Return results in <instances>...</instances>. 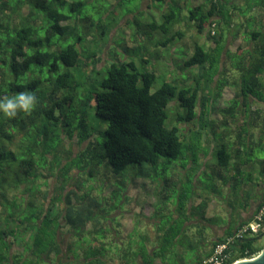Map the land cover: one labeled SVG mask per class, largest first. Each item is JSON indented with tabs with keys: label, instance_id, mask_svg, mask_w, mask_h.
<instances>
[{
	"label": "trees",
	"instance_id": "1",
	"mask_svg": "<svg viewBox=\"0 0 264 264\" xmlns=\"http://www.w3.org/2000/svg\"><path fill=\"white\" fill-rule=\"evenodd\" d=\"M93 1L0 0V98L21 92L36 97L28 113H0V264H209L204 260L214 245L235 228L210 239L200 222L211 202L210 196L194 193L203 158L212 159L215 151L216 161L206 164L223 185L228 174H241V165L258 160L264 183V156L247 158L253 147H264V110L252 108L264 105V0H149L166 8L160 23L139 25V38L160 30L165 38L158 43L168 46L184 36L183 30H172L182 21L208 39V44L195 40L189 54L182 49L179 66L185 78L165 76L155 89L158 69L140 70L133 60L123 59L104 71L106 52L88 46L103 39L104 48L122 19L117 7L134 0L109 1L96 10V19L87 9ZM135 12L124 20L129 28L145 15L141 6ZM227 35L242 43L229 49ZM80 85H86L83 92ZM226 86L234 89L229 105L219 108L220 117H212L213 102ZM172 99L175 110L170 104L168 112ZM97 117L108 122L102 145L95 136ZM208 126L221 132L219 141H212ZM191 137L197 147L190 146ZM161 156L183 160L179 174H191L193 184L183 187L179 180V214L160 218L157 223H168L152 234L141 230L138 243L132 233L115 241L110 213L127 199L129 183L119 187L114 173L132 162L156 165ZM99 171L103 183L96 194L87 186ZM106 181L110 188L104 194ZM193 196L200 198L195 204ZM110 198L112 208L101 210L102 201L108 205ZM190 225L196 226L192 232ZM263 235L264 230L237 239L225 264L256 255ZM149 239L161 245L148 244ZM176 245L179 256L172 261L166 253ZM188 246L196 247L190 261L184 257Z\"/></svg>",
	"mask_w": 264,
	"mask_h": 264
},
{
	"label": "rangeland",
	"instance_id": "2",
	"mask_svg": "<svg viewBox=\"0 0 264 264\" xmlns=\"http://www.w3.org/2000/svg\"><path fill=\"white\" fill-rule=\"evenodd\" d=\"M109 1L111 3H115L116 0H94L93 3L87 5V9L89 10L90 14H92L93 19H96L99 15L96 10L98 8L104 9L105 7H107ZM198 1L199 0H193V3H196ZM238 3L242 4L243 1L239 0ZM157 4L158 3L155 2L154 5H152L150 4L149 0H134L131 2H124L122 6L117 7L118 17H122L120 24L119 26L112 29L111 35H109L108 37V41L105 42V47H101L104 42L103 39H100V41H98V39L89 42L86 41L88 42L89 48H96V52H106V57H103L105 58V63L103 65L104 71H106L107 66H109V64L113 61L131 59L135 62L136 66L140 70L158 69L160 75L156 76L152 89H155L160 86V83L162 82L165 76L167 80H171L173 77L176 76V79L179 81L181 74L184 73V69H182V67L180 68L179 66L182 65V57L184 56V52L182 49H184V51L189 54L192 52L193 43L195 40L208 44V39L206 38L205 33L203 35H197L194 29L186 27L184 22L182 21L180 23L177 22L173 24L172 30L181 29L184 31V36L180 39H174L168 46L160 45L158 43L159 41L165 38V35L160 30L159 32L150 31L149 34L139 38L137 36L138 34L136 32V29L139 28V25H141V23L145 24L148 21L151 22V20H154L157 23L161 22L162 18L160 17V14L166 8V4L162 7L156 6ZM139 6H141V9L145 11V15L143 17H139L138 19L133 20L130 23L131 27L129 28L124 24V20L125 18L130 17V14L137 11ZM125 13H129V15L125 16ZM131 32H133V35L135 32V38L131 35ZM241 43L242 40L240 37L232 39L230 35H227V47L229 49L234 50L236 46ZM100 66H102V64H100ZM181 77L185 78L184 75ZM85 88L86 85L79 86V90L81 92H83ZM233 92L234 89L232 86H226L225 88H223L221 95L213 102L212 107L215 108V110L211 112L210 116L215 118L220 117V114L218 113L219 108L228 107V102L233 96ZM174 101H176V99H172L169 102L168 112L170 104L172 112L175 110V104H173ZM257 107H260L264 110V105H259L256 103L252 104V108ZM107 124V120H104L100 117L96 118L95 125H97V132L95 136L97 141L100 142L101 145L103 143L104 132L107 127ZM182 124L183 123L179 122V126L184 125ZM185 125L187 127L190 126L189 124ZM205 130L209 132L210 135L213 137L212 141L220 140L221 132L212 129L211 126H208ZM72 146L75 151L77 148L74 144ZM190 146H198L195 145V142L192 137ZM263 156L264 147L260 145L253 147L252 151L247 152V158H261ZM243 157L246 158V154H243ZM215 161L216 154L214 151L210 164L214 163ZM183 163V160L176 159L168 161L167 158L161 156L159 157V161L156 165H152L151 163L147 162H132L127 164L125 168L122 169L119 173H114V175L116 176L114 181L116 182V184L119 185V187L123 184L129 183L125 191L127 199H124L120 208H117L116 210L110 213L111 217L109 218V220L111 221V224H114L117 227L116 232H118V236L114 237L115 241H124L123 239H125L128 233H132L130 236L134 235L135 238H137V240H134L133 242L138 243L140 241L139 235L141 230L144 233H147V231H149L150 234H152V231H156V228L162 229L165 223H168L165 221H159V223H157L160 218H169L173 213L179 214V180H181V184L184 182L183 187H187L188 184L192 183L191 174L187 176H183L182 173H180L181 176L179 174V170L181 171L182 168L180 164L183 165ZM208 166L210 165L208 164ZM142 173H146V175L142 176ZM101 175L102 173L99 171V178L96 176L90 178V180L88 181V186L86 185L90 188L93 187V191H95L96 194L102 188L103 177ZM119 177L120 180L117 181ZM187 178H189V180H187ZM197 181L198 182L196 188L194 189L195 194H199L200 196L202 195L204 197L210 196L211 201L213 200L212 202L214 203L218 202L219 197L223 198V203L225 204L224 208H227V211L226 209L222 210V205L219 206L217 204H213L214 208L212 210L214 213L210 219L206 220L207 223L216 224L221 221L225 222L227 216H230L232 207L230 209L229 206L232 203H235L237 199H244V197H246L247 191H245L243 197H241L240 190L243 184L249 183L250 175L247 171H242L241 174L237 175L234 179L235 183L232 184L230 187V190L232 191L231 193L227 192L228 188L223 185V179L219 178V176H216V173L213 174L210 168H206V170L202 173H198ZM46 182V187L49 188L53 184V180L51 177L47 178ZM107 183L108 182L106 181L105 185L103 186L104 194H106L110 188V186H107ZM123 186L121 187V190L123 189ZM42 188H45V186L42 185ZM237 191H239V197L235 196L237 195ZM193 199H195L194 196ZM110 200L111 203L109 201L108 205L106 203L107 201H102L101 210L107 211V209L112 208V198H110ZM221 203L222 202H220V204ZM106 206H108V208ZM232 215L234 214L232 213ZM192 217L189 218L190 221L194 220ZM155 219L157 220L156 222L153 221ZM206 227L209 228L210 226L206 225ZM208 237L211 239L212 235L208 234ZM263 238L264 235L262 239ZM262 239L260 240V242L262 241ZM153 241L154 243L152 245H161L159 240L153 239ZM153 241L149 239L147 243L151 244V242ZM165 247L167 249H170L169 245ZM170 251L166 253V256L169 257L170 255L172 261H175L176 256H179V247L176 245V248H172V250ZM186 252L184 253V257L190 261L194 257L196 247L194 248V246H188ZM166 261L167 264H172V262H170L169 260ZM155 264H160L159 260H156Z\"/></svg>",
	"mask_w": 264,
	"mask_h": 264
},
{
	"label": "crops",
	"instance_id": "3",
	"mask_svg": "<svg viewBox=\"0 0 264 264\" xmlns=\"http://www.w3.org/2000/svg\"><path fill=\"white\" fill-rule=\"evenodd\" d=\"M211 149H213V146H211ZM207 157H208L207 160L205 159L206 161L203 158L201 168L200 170L197 171L195 177H197L198 173H202L204 170H206V168L208 169L210 168L209 166H207L206 162L211 161V156H207ZM255 161L243 164L239 168L242 171L244 170V171L249 172V175H250L249 183L243 184L241 187V192H240V196L243 197L244 192L247 191L246 197H244V199L236 198L237 200L235 202V206L237 207L235 210L232 208L231 214L230 216H227V219L225 222L221 221L216 224H212V223L210 224L206 222V220L210 219L214 213L212 210L214 208L213 204H217L219 206L222 205L223 206L222 210L226 209L227 211V208H224L225 204L223 203L222 197H219V200L217 203L212 202L213 201L212 200L209 203L208 207L206 208L205 214H204L205 220L202 219V221L200 220V222L201 224H204L205 226L206 225L210 226L209 228L206 227L208 230L206 229L205 231L206 233L211 234L212 238L215 236L222 237L228 232H230L231 230H233L240 222L250 219L252 215L254 214V212L259 207V205L261 204L262 197H264V183L262 182L261 176L259 175V170L261 169V165L258 164L257 162L258 160H255ZM232 174H235L237 176L240 173L237 174L236 172H232L231 174H228L230 176V179L226 184H224V186L228 188L227 192L229 193H231V190H230L231 185L235 183L233 181ZM199 199L200 198H195V202L192 200V203L193 204L197 203ZM220 202L222 203L220 204ZM232 213L234 215H232ZM196 221L197 220L194 219L189 222L194 224L196 223ZM194 227L196 226L195 225L191 226V229H188L187 231L192 232V230L195 229Z\"/></svg>",
	"mask_w": 264,
	"mask_h": 264
},
{
	"label": "built area",
	"instance_id": "4",
	"mask_svg": "<svg viewBox=\"0 0 264 264\" xmlns=\"http://www.w3.org/2000/svg\"><path fill=\"white\" fill-rule=\"evenodd\" d=\"M264 230V203L254 212L252 218L238 224L229 235L217 242L212 250V253L204 260L209 264H225L230 260V246L237 239L246 235H256ZM249 258V257H248ZM245 259V258H242ZM240 260V259H237ZM234 260L233 262L237 261ZM233 262L229 263L232 264Z\"/></svg>",
	"mask_w": 264,
	"mask_h": 264
},
{
	"label": "clouds",
	"instance_id": "5",
	"mask_svg": "<svg viewBox=\"0 0 264 264\" xmlns=\"http://www.w3.org/2000/svg\"><path fill=\"white\" fill-rule=\"evenodd\" d=\"M36 97L32 92H21L11 97L0 98V113L15 117L17 111L28 113L35 106Z\"/></svg>",
	"mask_w": 264,
	"mask_h": 264
},
{
	"label": "water",
	"instance_id": "6",
	"mask_svg": "<svg viewBox=\"0 0 264 264\" xmlns=\"http://www.w3.org/2000/svg\"><path fill=\"white\" fill-rule=\"evenodd\" d=\"M232 264H264V242L260 251L256 255L249 258L237 260Z\"/></svg>",
	"mask_w": 264,
	"mask_h": 264
},
{
	"label": "bare ground",
	"instance_id": "7",
	"mask_svg": "<svg viewBox=\"0 0 264 264\" xmlns=\"http://www.w3.org/2000/svg\"><path fill=\"white\" fill-rule=\"evenodd\" d=\"M208 156V155H207ZM235 158V157H234ZM220 170V169H219ZM241 191V190H240ZM232 192V191H231Z\"/></svg>",
	"mask_w": 264,
	"mask_h": 264
}]
</instances>
